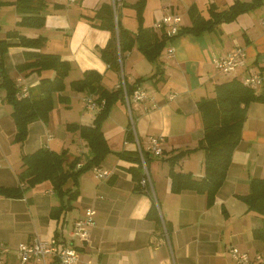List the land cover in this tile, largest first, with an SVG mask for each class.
<instances>
[{
	"label": "crops",
	"instance_id": "crops-1",
	"mask_svg": "<svg viewBox=\"0 0 264 264\" xmlns=\"http://www.w3.org/2000/svg\"><path fill=\"white\" fill-rule=\"evenodd\" d=\"M12 1L6 0L0 4V37H5V32L13 28L27 36H46L41 48L15 43L17 36L7 38L13 44L8 46L3 56V68L19 88H29L38 83L42 76L53 75L51 69L17 68V64L25 60V52L30 50L55 52L67 59L70 63L68 80L66 76L68 82L81 77L85 69L95 68L102 73L101 82L105 87L119 88L116 86L121 74L120 64L119 69L112 68L100 56V48L105 45L111 32L101 27L94 17L103 3L112 6V0H46L44 24L25 29L17 24L19 13ZM134 1L121 0L117 6L120 23L132 31L137 28L135 10L131 7ZM232 1L146 0L144 24L152 26L162 15L174 12L180 14V24L187 25L190 18L185 21L182 16L187 14L190 4H197L201 12L207 15L210 2L223 8ZM263 3L264 0L254 9L238 14L232 21L222 22L218 26L220 30L216 28L199 35L184 33L176 36L169 41L173 52L169 55L165 47L156 61L144 57L136 45L125 52L122 72L127 90L137 78H142L135 85L144 91V96L131 102L130 109L124 97L111 105L109 115L102 123L111 152L99 164L109 168L111 173L106 178L98 177L92 170L93 164L79 174L76 185L79 194L68 201L70 207H64L59 213H51V208L62 204L68 195L61 197L50 180L26 187V182L18 178L22 167L20 153L31 152L41 146L57 151L66 148L69 159L81 155L83 164L88 154L87 144L77 130L65 128L68 121L64 123L65 130L59 129L55 133L53 117L55 115L59 121L60 115L52 110L47 121L36 119L29 122L27 136L22 142L14 141L16 125L11 115L12 107L3 100L4 90L0 87V185L24 183L25 188L23 194L17 197L0 194V241L10 248L2 264H35L20 261L15 250L20 241L35 236L48 239L55 235L69 241L73 223L84 216L86 207L93 209V223L89 225L88 240L79 247L81 262L245 264L233 259L229 248L234 245L248 254L250 260L247 264H264V241L253 235V228L261 224V216L248 210L246 203L238 196L248 192L251 177L264 176V102L248 103L241 137L232 151L225 178L210 205H207L205 193L191 189L171 191L165 160L166 156L178 149L197 145L203 128L196 101L201 96L214 95V83L232 77L243 80L252 70L259 71L264 80V12L260 11ZM237 46L245 48L243 64L227 73L219 71L213 64L212 56L225 55ZM158 64L163 73L150 78ZM1 80L0 72V83ZM260 85L254 89L259 90ZM65 91L63 89L60 93L70 98ZM88 93L85 91L81 104V109L87 110V113L81 112L74 122L91 124L99 109L84 105L83 98ZM54 98L56 102L57 93ZM131 116L134 128L131 127ZM129 127L133 134L131 139L125 137ZM152 135L162 136L164 152L162 155L150 153L146 162L151 185L135 188L129 167L136 166V162L120 157L116 152L137 150L135 136L141 148L147 151L146 146ZM203 161L204 152L197 148L179 159L175 169L191 171L199 177L204 172ZM75 167H78L77 163ZM73 183L70 178L65 187H75ZM152 203L156 204L160 221L146 215ZM71 241L76 246L80 242L77 238ZM53 262L55 259L48 257L46 264Z\"/></svg>",
	"mask_w": 264,
	"mask_h": 264
},
{
	"label": "trees",
	"instance_id": "trees-1",
	"mask_svg": "<svg viewBox=\"0 0 264 264\" xmlns=\"http://www.w3.org/2000/svg\"><path fill=\"white\" fill-rule=\"evenodd\" d=\"M6 0H0L5 3ZM16 11L19 13L18 25L28 27H41L45 22L44 9L46 0H13ZM146 0H135L131 7L135 10L137 28L135 31L124 27L119 20H114L113 7L109 3H103L95 12L94 17L99 20V25L109 29L111 34L105 45L100 48V56L108 66L119 69L118 56L124 60L125 52L134 45L148 60L156 61L162 51L171 43V39L184 33L199 35L204 31L215 30L222 22H229L242 12H248L262 3V0H233L223 8H218L215 2L207 6V15H204L197 4L192 3L187 8L190 23L180 24L175 34H169L166 26H148L144 24L143 9ZM117 29V30H116ZM217 30H220L219 28ZM117 31V36H116ZM17 36L20 45L41 48L46 36H27L13 28L5 32V37H0V72L2 80L0 87L4 90L3 100L11 104V115L16 125L13 140L22 142L28 133L30 121L40 119L47 121L49 112L53 107V96L57 93L59 101H67L68 97L60 91L65 88V79L69 73L70 63L59 53L43 50L26 51V58L17 64L19 70L25 69H51L52 76H42L38 83L28 88L26 95L16 96L17 86L15 80L10 77L3 68V56L12 41L8 37ZM264 66L262 67V69ZM162 67L158 64L157 69L150 75L155 78L162 74ZM161 77L158 76L157 79ZM142 78H137L128 87L131 92L135 83ZM102 73L95 68L85 69L83 75L69 81L73 89L87 91L95 96L99 109L92 123L67 122L66 128L77 130L80 137L85 140L88 154L80 167L76 163L82 159L81 155L68 158L67 149L59 151L41 146L31 152L21 151V169L18 178L26 182V187H31L38 182L50 180L54 190L62 197H68L62 204L53 206L51 213L60 212L66 206L70 207L68 201L73 200L78 194V176L93 164H100L105 156L111 152L107 139L102 130V123L109 115L111 105L118 99H122L121 88L109 89L102 82ZM214 95L201 96L197 101V108L201 116L203 135L194 147L178 149L165 157L168 163V175L170 178V190L179 192L183 189H191L206 194L207 205L213 203L215 194L225 178L227 168L231 162V154L241 137V128L247 113V105L250 101L264 102V80L259 90L244 83L242 79L232 77L227 80L213 84ZM133 136L130 127L125 137L131 139ZM197 148L204 152V172L196 177L191 171L176 170L175 164L184 155ZM120 157H126L136 162V166L129 167L134 187L141 188L139 182L141 177V157L137 150L118 151ZM146 162L149 161L150 153L143 150ZM74 181L75 187H65L68 179ZM24 183L15 186L0 185V194L5 196H21L25 190ZM238 196L246 203L248 210L260 214L261 224L253 228V235L264 241V176H253L249 181V189L245 194ZM146 215L160 221L158 209L155 203L149 207ZM168 229V227H167ZM56 264V262H53Z\"/></svg>",
	"mask_w": 264,
	"mask_h": 264
},
{
	"label": "built area",
	"instance_id": "built-area-1",
	"mask_svg": "<svg viewBox=\"0 0 264 264\" xmlns=\"http://www.w3.org/2000/svg\"><path fill=\"white\" fill-rule=\"evenodd\" d=\"M121 0H112V7L114 11V20H117V6ZM181 16L179 13L168 12L162 15L153 23V27H161L162 25L166 26L167 32L169 34H175L180 25ZM117 30V29H116ZM117 34V31H116ZM170 55L173 52V46L169 45L166 49ZM245 58V48L242 46H237L234 49L228 51L225 55L222 56H212V61L214 66L221 72L227 73L235 70L239 65H242ZM120 64V79L116 87L122 89V95L126 99V106L130 109V103L141 99L144 96V91L139 89L138 86L134 88L132 92L127 90V82L125 80L124 74L122 72V59L121 56H118ZM244 83L252 86L253 88L257 87L262 82V76L259 71L252 70L244 78ZM16 84V83H15ZM17 86L16 96L21 97L27 94L28 88H19ZM85 105L88 108H96L97 102L95 96L92 93H88L84 98ZM131 127L134 128V120L131 116ZM135 149L140 153L141 163H142V176L140 178V183L143 187L151 185V176L146 164L143 149L140 146L137 136L134 137ZM146 150L154 155H162L164 152L163 148V138L161 135H152L149 137L148 145ZM82 162H77L79 167ZM92 170L98 177L106 178L110 175L111 170L109 168L103 167L99 164H94ZM93 223V209L92 207H86L84 216L77 218L73 223V228L70 232L69 241L60 239L58 236H51L48 239H41L38 236L27 240L20 241L15 250L18 254V257L21 262L32 261L35 264H46L48 257H53L56 264H97L94 261H82L79 257V247L83 246V242L88 240L89 236V225ZM77 238L80 242L79 245H74L71 239ZM9 246L4 242L0 241V264L3 263V258L6 252L9 250ZM229 251L239 263H249V256L246 252L241 251L237 246H230Z\"/></svg>",
	"mask_w": 264,
	"mask_h": 264
},
{
	"label": "rangeland",
	"instance_id": "rangeland-1",
	"mask_svg": "<svg viewBox=\"0 0 264 264\" xmlns=\"http://www.w3.org/2000/svg\"><path fill=\"white\" fill-rule=\"evenodd\" d=\"M260 11H261V13L264 12V3L260 6ZM182 19L185 20V21L186 20L188 21L189 17H188V15L186 13H184V15L182 16ZM4 21H7V20L4 19ZM21 28L25 29V28H29V27L28 26H23ZM116 36H117V34H116ZM68 77L69 76H67V80H68ZM70 89H72L74 91H72ZM64 91H65V93H68L69 96H70V98H68V101H59L58 98H56L57 101L55 102V98L53 99V107H52L51 110L54 112V114L58 113V115H60V120L59 121L56 120V116L55 115L53 117V124H54V129H55V130L53 129L54 132L55 131L58 132L59 129L65 130L66 126L64 128V123L67 122V121L68 122L76 121L75 119H78V117H80L81 112L84 111L85 113H87V110L81 109V104H82V101H83L82 97L85 94L84 90H82L84 92H77L79 90L73 89L70 86V83L68 81H66V79H65ZM124 101H126L125 98H124ZM125 104H126V102H125ZM84 105H85V102H84ZM97 108H99L98 103H97ZM82 119H84V118L82 117ZM65 125H66V123H65ZM71 131H73V130H71Z\"/></svg>",
	"mask_w": 264,
	"mask_h": 264
}]
</instances>
